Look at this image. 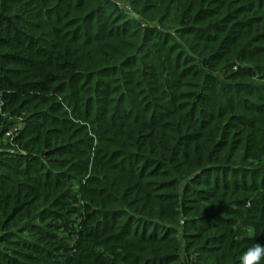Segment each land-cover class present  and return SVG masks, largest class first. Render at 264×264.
Returning <instances> with one entry per match:
<instances>
[{
  "label": "trees",
  "instance_id": "trees-1",
  "mask_svg": "<svg viewBox=\"0 0 264 264\" xmlns=\"http://www.w3.org/2000/svg\"><path fill=\"white\" fill-rule=\"evenodd\" d=\"M124 1L0 0V264L264 245V0Z\"/></svg>",
  "mask_w": 264,
  "mask_h": 264
},
{
  "label": "clouds",
  "instance_id": "clouds-1",
  "mask_svg": "<svg viewBox=\"0 0 264 264\" xmlns=\"http://www.w3.org/2000/svg\"><path fill=\"white\" fill-rule=\"evenodd\" d=\"M262 259H264V245L255 244L244 253L242 264H260Z\"/></svg>",
  "mask_w": 264,
  "mask_h": 264
},
{
  "label": "rangeland",
  "instance_id": "rangeland-1",
  "mask_svg": "<svg viewBox=\"0 0 264 264\" xmlns=\"http://www.w3.org/2000/svg\"><path fill=\"white\" fill-rule=\"evenodd\" d=\"M119 2L121 3V5L125 4L124 0H119Z\"/></svg>",
  "mask_w": 264,
  "mask_h": 264
},
{
  "label": "water",
  "instance_id": "water-1",
  "mask_svg": "<svg viewBox=\"0 0 264 264\" xmlns=\"http://www.w3.org/2000/svg\"><path fill=\"white\" fill-rule=\"evenodd\" d=\"M134 16H135V17H138V15H136V14H135Z\"/></svg>",
  "mask_w": 264,
  "mask_h": 264
}]
</instances>
